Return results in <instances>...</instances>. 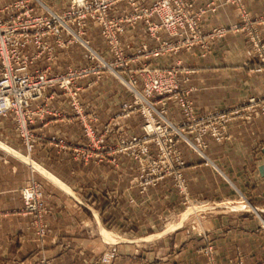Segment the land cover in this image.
<instances>
[{
  "label": "crops",
  "instance_id": "crops-1",
  "mask_svg": "<svg viewBox=\"0 0 264 264\" xmlns=\"http://www.w3.org/2000/svg\"><path fill=\"white\" fill-rule=\"evenodd\" d=\"M11 1L0 0V8ZM137 1L145 6L153 0ZM191 1L195 9L204 10L198 17L203 32L219 27L226 31L208 39L207 48L178 47L145 57L142 45L152 49L174 42L176 37L165 31L151 37L142 20L134 26L121 22L117 36L123 53L135 57L131 66L147 64L165 69L179 64L186 72L181 74L186 80L180 86L188 91L195 117L232 111L251 96L264 98V66L261 71L254 70L259 62L247 33L231 28L239 23L236 6L223 0ZM242 3L264 42V0ZM30 5L35 13H42L43 7L62 11L69 0H30ZM125 7L124 2H118L109 15H119ZM85 37L101 55L110 57L98 26L88 25ZM49 43L53 60L43 53L19 71H43L52 76L94 63L76 42L64 47L53 39ZM75 82L80 87L79 106H72L59 87H49L41 101L45 111L30 126L35 138L30 160L62 186L15 157V152H27L12 116L0 118V264H39L42 257L50 264H104L102 261L112 254L110 264H209L200 251L203 242L199 229L205 231L212 246L211 264H264V174L259 171L264 164V115L249 119L234 116L228 123V137L221 142L206 136V160L179 143L190 199L214 203L243 197L251 210L203 211L171 230L177 225L183 195L176 191L170 177L141 192L135 182L137 163L122 144L142 134L139 114L116 117L120 105L131 100L127 85L106 70L89 71ZM167 116L173 123L185 119L173 100L168 101ZM31 181L43 190V238L35 236L37 225L32 223V215L21 210V190ZM161 223L168 224L162 232L158 231ZM98 224L104 240L109 241L101 233L105 228L115 238H126V242L109 245L112 241L99 239L93 233ZM163 233L146 250L134 245L136 239Z\"/></svg>",
  "mask_w": 264,
  "mask_h": 264
},
{
  "label": "built area",
  "instance_id": "built-area-1",
  "mask_svg": "<svg viewBox=\"0 0 264 264\" xmlns=\"http://www.w3.org/2000/svg\"><path fill=\"white\" fill-rule=\"evenodd\" d=\"M223 1L238 9L239 23L231 28L246 31L259 62L254 70L261 71L264 66V42L251 22L242 0ZM118 2H124L126 7L121 14L110 16L109 11ZM43 10L42 13L33 12L30 0H13L0 8V118L12 116L15 131L27 154L35 143L30 126L34 118L45 111L41 103L45 99V90L53 86L59 87L68 96L71 105L77 107L80 87L76 84V79L89 71L99 73L106 70L127 85L131 93V100L120 105L116 117L123 118L137 113L142 119V134L122 141L124 149L130 150L137 163L138 174L135 182L140 191L144 192L161 179L170 177L174 188L183 195V203L186 204L195 200L187 195L186 179L183 175L185 161L179 143H184L206 160V136L221 142L228 137V123L234 116L241 115L249 119L258 114L264 115V98L251 96L242 106L232 111L195 117L191 101L187 97L188 91L180 86V82L186 80L181 74L186 72L179 68V64H172L165 69L151 68L147 64L138 68L131 66L135 57L123 53L117 36L122 29L121 22L134 26L137 20H142L151 37L157 38L159 31L176 37L174 42L163 43L152 49L142 45L141 51L145 57L149 54L157 56L178 47L185 50L196 45L207 48L208 39L220 36L226 31L225 27H219L203 32L199 27L198 17L204 10L195 9L191 0H153L145 6H140L137 0H69L68 7L62 11L48 7H43ZM90 24L100 28V35L110 53L109 58L94 49L85 37ZM62 33L65 34L64 37ZM51 39L60 47L72 42L80 44L94 61L93 65L52 76L43 71H19L43 53L53 60L55 57L49 43ZM31 49L35 52L32 53ZM169 100L175 101L185 116L184 121L173 123L168 118ZM85 132L89 136L88 128ZM41 195L42 192L35 182L24 187L22 196L25 210L38 216L42 209L39 205ZM195 202L207 206L208 210L216 207L215 202ZM195 228L196 225H193L192 229ZM38 231L43 235L44 226L41 225ZM198 235L203 242L200 251L211 264L212 246L208 244L205 231L199 229ZM39 264L50 263L42 257Z\"/></svg>",
  "mask_w": 264,
  "mask_h": 264
},
{
  "label": "rangeland",
  "instance_id": "rangeland-1",
  "mask_svg": "<svg viewBox=\"0 0 264 264\" xmlns=\"http://www.w3.org/2000/svg\"><path fill=\"white\" fill-rule=\"evenodd\" d=\"M257 30V29H256ZM244 31V30H243ZM246 32V31H245ZM257 32H258V30H257ZM259 33V32H258ZM247 38H248V36H247ZM248 41H249V39H248ZM250 43V42H249ZM126 84H127V82L126 81H124ZM15 152V151H14ZM16 154H18V155H15V157H17V158H20V159H22L24 162H27V163H29L32 167H33V165L32 164H36V163H34V162H32L31 160H30V158H29V156H28V154L26 155L25 153H21V152H15ZM22 156V157H21ZM26 160H25V159ZM32 163V164H31ZM37 165V164H36ZM38 166V165H37ZM39 167V166H38ZM33 168H35V167H33ZM36 169V168H35ZM38 170V169H37ZM42 173V172H41ZM44 175V174H43ZM47 177V176H46ZM34 181H31V183L30 184H32ZM29 184V185H30ZM37 185H38V187H39V189L41 190V192H42V195H41V198L39 199V205H40V208H42L41 209V213L40 214H38V216L34 213V212H30V211H28V210H25V207H24V202H23V207H22V212H24V213H27V214H30V215H32V223H34L35 225H37V228H36V231H35V236L36 237H38V238H43L44 236H45V234H46V225H45V223L42 221V214L44 213V211H45V207L43 206V204H42V202H41V199H42V197H43V190H42V186L39 184V183H36ZM24 188V187H23ZM22 188V189H23ZM21 193H22V190H21ZM22 198H23V196H22ZM242 199V200H241ZM237 201H235V202H233V201H225V200H223V201H216L215 202V204L214 205H216V207L215 208H213V209H210V210H233V209H235V210H240V211H249V210H251V209H249V205H248V203H247V201H246V199L245 198H243V197H238L237 199H236ZM201 203H197V202H195V201H191V202H188V203H186V204H183L182 205V208L180 209V211H179V215H177V225L176 226H174L171 230H173L175 227L177 228V226L178 227H180L181 225H182V223H183V221H185V220H189V219H193L194 217H195V215L196 214H198V213H201L202 211H204V212H206V211H208V209H206V207L207 206H204V205H200ZM252 208V207H251ZM188 209H193V211H190V212H187V210ZM195 209V210H194ZM206 209V210H205ZM200 210V211H199ZM179 220V221H178ZM167 221H165L164 223H166ZM180 222V223H179ZM164 223H161L160 224V226H159V229H158V231H160V232H162L164 229H166V227H167V225L168 224H166L165 226H164ZM176 223V222H175ZM41 225H43L44 226V233H43V235H41V234H39V227L41 226ZM99 226H101L100 224H98V230L96 229V230H94V235H96V237H98L99 239L100 238H102L103 240H104V238L101 236V234H100V231H99ZM105 229V228H104ZM104 229H101V233H102V235L106 238V239H108L109 241H112V242H109V241H106V240H104V241H106V242H109V245H114L113 243H115V242H120V241H125L126 242V238H124V239H122V238H115L111 233H109V232H107V231H105ZM171 230H169V231H171ZM159 232V233H160ZM168 231H166L165 233H167ZM165 233H163V234H161V235H150V236H147V237H144V238H140V239H136L135 241H134V245H135V247H140L141 249H144V250H146L149 246H150V244H152L154 241H159L160 239H161V236L162 235H164ZM158 234V233H157ZM157 239V240H156ZM109 255V254H108ZM111 255V254H110ZM111 257L113 258V254L110 256V258L108 257L107 259H104L102 262L104 263V264H110L111 263Z\"/></svg>",
  "mask_w": 264,
  "mask_h": 264
},
{
  "label": "bare ground",
  "instance_id": "bare-ground-1",
  "mask_svg": "<svg viewBox=\"0 0 264 264\" xmlns=\"http://www.w3.org/2000/svg\"><path fill=\"white\" fill-rule=\"evenodd\" d=\"M1 145V144H0ZM4 146V145H3ZM22 157V156H21ZM25 159V158H24ZM26 160V159H25ZM32 164V163H31ZM35 164H33V167H36L40 172H42L45 176H47L51 181H53L54 183H56L57 185L62 186L58 180H56L53 176H51L49 173L45 172L44 170H42L41 168L34 166ZM195 210V209H194Z\"/></svg>",
  "mask_w": 264,
  "mask_h": 264
},
{
  "label": "water",
  "instance_id": "water-1",
  "mask_svg": "<svg viewBox=\"0 0 264 264\" xmlns=\"http://www.w3.org/2000/svg\"><path fill=\"white\" fill-rule=\"evenodd\" d=\"M262 152L264 153V148L262 149ZM259 171L264 174V164L259 167Z\"/></svg>",
  "mask_w": 264,
  "mask_h": 264
}]
</instances>
